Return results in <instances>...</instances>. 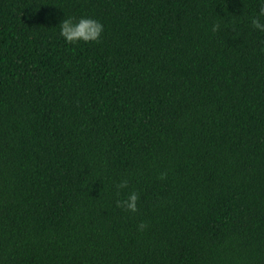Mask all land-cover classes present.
<instances>
[{
  "label": "trees",
  "instance_id": "16d2710c",
  "mask_svg": "<svg viewBox=\"0 0 264 264\" xmlns=\"http://www.w3.org/2000/svg\"><path fill=\"white\" fill-rule=\"evenodd\" d=\"M256 10L0 0V264H264ZM63 14L99 42L66 44Z\"/></svg>",
  "mask_w": 264,
  "mask_h": 264
},
{
  "label": "clouds",
  "instance_id": "9594fccd",
  "mask_svg": "<svg viewBox=\"0 0 264 264\" xmlns=\"http://www.w3.org/2000/svg\"><path fill=\"white\" fill-rule=\"evenodd\" d=\"M257 10L254 15L248 17L250 27L260 33H264V0H256ZM58 27V35L66 44H78V43H98L101 33L104 30V25L91 16L82 15L80 17H74L72 15L65 16L58 21L56 25ZM219 28V24H212L211 29L215 32ZM128 180L121 179L119 183L115 185L117 193L121 189L127 188ZM139 195L136 190L127 192L124 199H118L115 201L117 207H121L130 212H136L137 201ZM145 222L141 221L137 225V230H143L145 228Z\"/></svg>",
  "mask_w": 264,
  "mask_h": 264
}]
</instances>
